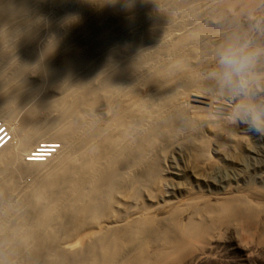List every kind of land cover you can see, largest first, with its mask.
Segmentation results:
<instances>
[{
    "label": "bare ground",
    "instance_id": "1",
    "mask_svg": "<svg viewBox=\"0 0 264 264\" xmlns=\"http://www.w3.org/2000/svg\"><path fill=\"white\" fill-rule=\"evenodd\" d=\"M208 8L0 0V264H111L132 246L139 215L68 242L99 225L114 194L150 182L159 149L229 112L202 38Z\"/></svg>",
    "mask_w": 264,
    "mask_h": 264
},
{
    "label": "rangeland",
    "instance_id": "2",
    "mask_svg": "<svg viewBox=\"0 0 264 264\" xmlns=\"http://www.w3.org/2000/svg\"><path fill=\"white\" fill-rule=\"evenodd\" d=\"M206 1L202 38L209 40L216 60L217 50L229 41L262 50L248 94L228 90L217 100L229 112L201 121L195 140L205 143V155L196 154L195 140L163 146L152 180L133 197L114 194L110 212L99 225L69 237L70 246L139 215L132 246L119 252L115 247L111 264H264V136L251 134L249 118L236 114L238 104H255L264 116V0ZM221 34L222 44L210 41Z\"/></svg>",
    "mask_w": 264,
    "mask_h": 264
},
{
    "label": "clouds",
    "instance_id": "3",
    "mask_svg": "<svg viewBox=\"0 0 264 264\" xmlns=\"http://www.w3.org/2000/svg\"><path fill=\"white\" fill-rule=\"evenodd\" d=\"M261 51L258 47H251L250 42L229 41L217 50V67L210 74L222 88H227L234 96L247 95L251 70ZM241 112L250 120L248 131L253 135L264 136V116L258 112L256 105L238 104L237 116Z\"/></svg>",
    "mask_w": 264,
    "mask_h": 264
},
{
    "label": "built area",
    "instance_id": "4",
    "mask_svg": "<svg viewBox=\"0 0 264 264\" xmlns=\"http://www.w3.org/2000/svg\"><path fill=\"white\" fill-rule=\"evenodd\" d=\"M51 149V148H50ZM50 153V152H49Z\"/></svg>",
    "mask_w": 264,
    "mask_h": 264
}]
</instances>
